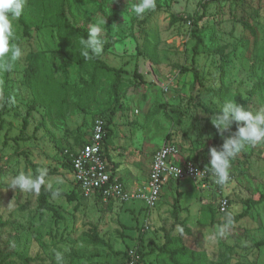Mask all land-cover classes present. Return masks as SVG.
<instances>
[{"label": "rangeland", "instance_id": "1", "mask_svg": "<svg viewBox=\"0 0 264 264\" xmlns=\"http://www.w3.org/2000/svg\"><path fill=\"white\" fill-rule=\"evenodd\" d=\"M135 2L65 0L70 24L106 21L102 34L113 45L99 57L124 70L123 88L114 92L115 75L107 73L92 103L83 92L89 75L69 51L81 50V37L61 36L60 26L45 18L54 5L27 0L23 14L32 19L31 28L26 31L20 18L14 22L23 55L11 70L0 69V264H57L56 251L63 254V264H125L129 248L142 250L143 264H158L153 250L168 234L184 236L188 248L206 252L208 264H264V144L247 147L231 161L233 179L223 188L231 198L226 214L218 212L216 188L191 180H173L168 189L173 194L166 193L159 217L150 218L146 231L142 226L149 209L142 201L123 203L95 194L78 201L66 197L73 191L82 196L68 166L70 153L88 140L99 116L112 130L109 167L151 164L166 142L208 167L209 148L219 150L223 143L222 137L214 143L218 130L211 119L224 103L236 102L240 94L246 109H264V0H156V8L141 17L131 12ZM146 39L156 45L157 64L144 54ZM33 53L53 60L54 81L62 85L68 79L69 100L81 106L64 116L56 108L48 113L54 91L27 80ZM183 67L190 70L183 72ZM194 67L202 81L197 90L192 89ZM41 169L47 171L45 186L60 194L55 209L43 215L41 190L21 193L9 187L19 172L36 175ZM177 207L192 234H184L176 221ZM213 213L215 224L199 223L203 214L209 219ZM221 226H226L223 236L217 234ZM96 232L99 242L92 237Z\"/></svg>", "mask_w": 264, "mask_h": 264}, {"label": "trees", "instance_id": "2", "mask_svg": "<svg viewBox=\"0 0 264 264\" xmlns=\"http://www.w3.org/2000/svg\"><path fill=\"white\" fill-rule=\"evenodd\" d=\"M244 1V0H243ZM49 3L54 5V9H49L47 13H45V18L53 25V26H60L59 27V33L61 36L66 37L68 33L77 34L81 38H87V34L89 31V24L86 26H75L73 24H70V22L67 19L66 16V6H65V0H48ZM176 20V18H174ZM21 22L23 23L25 30L29 31V29L32 26V19L28 18L25 14H23L20 17ZM250 27V25H247ZM252 27H250L251 29ZM253 30V28H252ZM102 38L105 41L104 43V50L107 51L112 47V42L108 41V39L102 34ZM145 50L144 54L145 56L150 59L154 64L158 63L157 56L155 55V47L156 45L148 39H146L145 42ZM82 48V45H79ZM153 50V51H152ZM71 52V55L74 59H76V62L81 69V71H86L89 75V79L85 80V86L83 89V92L88 95L87 101L90 103L96 102V95L98 92V87L100 85V82L102 81V77L105 74H114L115 79L113 82V90L114 92L118 93L119 90L123 88V72L124 70L122 68H115L112 66H109L104 60H102L100 57H92L91 59H85L81 54L80 50L76 49H69ZM53 63V60L48 57L46 54L42 53H33L30 58V63L28 66V72L26 74L27 80L30 84L33 85H42L44 87H48L49 89L54 91V97L52 99H49L48 107L50 108L49 114L51 113L52 108H56V113L58 115H65L70 114L72 112L73 107L81 106L80 102H73L69 100V94H70V86L68 79H65L62 85H57L56 81H54V78L51 76V65ZM190 69L183 67V72H188ZM194 73V82L192 83V89L197 90L198 86L202 85V81L200 78V72L198 68L194 67L191 69ZM138 71V68H136V72ZM236 103L246 107V99L238 94L235 97ZM112 115L114 116L115 113L112 112ZM28 117L29 114L24 118L25 122L24 125H28ZM51 117V116H50ZM104 118V117H103ZM2 119V113L0 112V120ZM105 119V118H104ZM235 124L233 125L232 131L235 130ZM106 132L104 135L103 140V155L108 164L112 162V159L109 156V149H108V143L109 139L112 133V130H110L108 121L106 120V126H105ZM225 134H230L229 132H225ZM91 137V134L89 135V138L87 141H85L81 146L85 145L89 142ZM220 134L217 133L214 137V143L218 142L220 139ZM80 147V146H78ZM77 147V148H78ZM76 148V150H77ZM76 150H73V152L70 153L71 159L69 161L68 166L73 169V163H72V154L76 153ZM69 152V151H68ZM187 160H193L196 163L197 160L195 158H189ZM200 166H204L200 163H198ZM208 168H210V165H208ZM51 173V172H50ZM38 173H36L37 175ZM49 174V172H48ZM121 181V180H120ZM78 187L80 188L79 184L77 183ZM82 192V196H78V194L73 191L71 194H66V197L69 201H78V199L81 197H87L83 193L82 189L80 188ZM217 190V189H216ZM103 190L97 191L94 193L96 196L103 197ZM218 192V190H217ZM224 193V191H222ZM92 194V196L94 195ZM220 194V193H219ZM225 194V193H224ZM55 195H60L59 193H56L55 190L47 188L45 185L41 187V195H40V210L41 214L43 215L46 210H54V201H55ZM65 195V194H64ZM227 197L229 198L230 204H231V198L228 194ZM162 196V195H161ZM182 197V192H178L177 197L175 199L176 205L179 206L180 199ZM161 199V198H160ZM220 199V198H219ZM114 200V199H111ZM160 201V200H159ZM158 204V203H157ZM229 204V207H230ZM80 203L75 204V209L77 210ZM219 202H218V212H219ZM148 209V208H147ZM150 210V209H149ZM182 210L181 207H177L174 210V216L176 218V221H179L178 223L182 225L184 234H192V229L190 226L187 225L186 222L181 221L179 218L180 211ZM229 210V208H228ZM228 210L224 212L223 214L228 213ZM56 215L59 218H62V214H59L58 210H55ZM246 213L240 214L241 217H244ZM199 219V223L202 225H213L215 224V214L213 213L209 219L203 218ZM56 222H59L56 220ZM94 241L99 242L98 233L96 232L94 235H92ZM130 248L124 253L125 256V264H130ZM156 258L158 260V264H208V256L206 252L204 251H197L193 250L191 248H188L186 246V241L184 236H176L172 234H168L166 236V241L158 246L155 250ZM137 253L140 255V261L136 264H143L144 263V254L141 249L137 250ZM225 264V263H224ZM237 264H245V263H237Z\"/></svg>", "mask_w": 264, "mask_h": 264}, {"label": "clouds", "instance_id": "3", "mask_svg": "<svg viewBox=\"0 0 264 264\" xmlns=\"http://www.w3.org/2000/svg\"><path fill=\"white\" fill-rule=\"evenodd\" d=\"M27 0H0V69L11 70L14 63L20 60L23 50L15 41L17 39L14 22L23 15ZM156 8V0H137L131 4V12L137 17ZM105 20L94 23L88 31L87 38H81L80 54L85 59L99 57L104 50L105 41L102 38ZM223 143L218 150L209 148L210 171L215 176V182L224 185L230 180L231 161L249 146L264 144V109L251 110L228 100L222 106L215 119H211ZM235 124V131H232ZM225 132L231 133L224 136ZM46 169L39 170L37 175L21 171L10 179L9 187L19 189L21 193H38L46 183ZM228 223H231L229 220ZM225 227L221 226L217 234L223 236ZM57 264H63L64 257L55 252Z\"/></svg>", "mask_w": 264, "mask_h": 264}, {"label": "built area", "instance_id": "4", "mask_svg": "<svg viewBox=\"0 0 264 264\" xmlns=\"http://www.w3.org/2000/svg\"><path fill=\"white\" fill-rule=\"evenodd\" d=\"M106 120L99 116L92 126L91 137L88 143L77 148L72 154V163L76 181L87 197L97 191L103 190L104 199L117 201L135 202L142 201L146 208L152 209L159 202L164 184L169 180L175 181L191 180L202 188H216L220 193L219 213L223 214L229 208V198L222 193L223 188L233 179L224 185L215 182V176L210 168L200 166L193 160H176L180 149L177 145L164 143L155 153L149 178L145 184H137L131 187L126 186L111 171L108 162L103 155V140L106 132ZM142 230L150 228V215L145 216ZM138 249L131 248L130 264L140 261Z\"/></svg>", "mask_w": 264, "mask_h": 264}, {"label": "crops", "instance_id": "5", "mask_svg": "<svg viewBox=\"0 0 264 264\" xmlns=\"http://www.w3.org/2000/svg\"><path fill=\"white\" fill-rule=\"evenodd\" d=\"M166 143H169V142H166ZM156 151H155V153H156ZM155 153H154V155H155ZM154 155H153V158H154ZM175 159L176 160H187L189 158H188V156H183L182 152H179L178 156H175ZM152 162H153V159L151 161V164H114V168L112 166V167H110V169L113 172V174L119 180H121L126 186L131 187V186L137 185V184H145L148 181ZM172 183H173V179H169L164 184L161 199L158 202V204L156 205L157 210L154 211V209L156 208V206H155V208L150 209L148 211L150 218L159 217V210H158L159 208L158 207L165 201L164 198L166 197L165 196L166 193L169 195L173 194L170 190H168L170 188L169 186H172ZM194 183H196V182H194ZM186 189H188V188H186ZM179 190H181V189H179Z\"/></svg>", "mask_w": 264, "mask_h": 264}]
</instances>
